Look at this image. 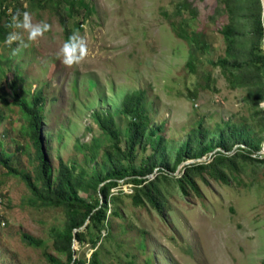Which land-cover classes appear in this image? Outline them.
Listing matches in <instances>:
<instances>
[{
	"label": "rangeland",
	"instance_id": "1",
	"mask_svg": "<svg viewBox=\"0 0 264 264\" xmlns=\"http://www.w3.org/2000/svg\"><path fill=\"white\" fill-rule=\"evenodd\" d=\"M47 1L39 0L38 5L4 0L11 11L9 21L17 11H28L34 23L51 26L15 57L0 42V154L10 158L8 166L28 173L41 186L36 149L27 118L13 102L12 81L20 96L26 91L28 101L41 92V138L52 175L62 160L71 170L77 195L87 201L99 197L103 203L97 183L112 167L109 159L118 157L93 115L112 113L119 145L125 149L128 120L119 109L126 93L142 90L144 113L151 125L161 127L159 134L136 143L132 164L139 169L156 149L162 152L157 148L159 136L167 163L174 166V153L194 134L214 140L225 123L243 127L252 147L259 142V155L252 156L242 143L238 145L243 150L234 155L231 150L229 160L213 159L211 152L177 164L172 172L156 167L145 175L156 180L155 202L130 177L118 179L110 189L106 226L92 236H100L96 248L102 264H264V117L259 106L249 102V95L257 98L253 86L237 82L231 88L221 68L212 63L225 54V25L240 32L241 50L250 46L246 17L253 1L187 0L195 17L186 9L177 12L182 0H84L89 11L76 5L71 12L62 3L59 11L71 35L78 31L89 48L87 59L73 68L56 58L66 39L56 8ZM182 19L203 41L192 70L186 66L188 43L171 27V21ZM5 22L6 16L0 15V23ZM261 48L264 52V38ZM195 162H202L199 169L187 168ZM186 172L189 181L183 177ZM0 197V264H52L48 255L65 260L50 235L52 228L66 224L63 207L41 204L24 180L1 162ZM22 232L43 244H26ZM87 239H73L75 258L88 261L92 249Z\"/></svg>",
	"mask_w": 264,
	"mask_h": 264
},
{
	"label": "trees",
	"instance_id": "2",
	"mask_svg": "<svg viewBox=\"0 0 264 264\" xmlns=\"http://www.w3.org/2000/svg\"><path fill=\"white\" fill-rule=\"evenodd\" d=\"M33 1H38V5L40 4L39 0H30V2ZM252 1V4L247 7L248 15L246 17L249 20L250 35L252 37L250 46L245 51L241 50L238 46L240 32L231 25H225L221 30L226 43L225 54L212 61V63L221 68V73L225 76L231 88H235L237 82L251 84L253 86L255 91H257V98L251 100L252 95H249V102L254 106H259L260 109L258 112L264 117V109L260 107L262 102H264V52L261 48V42L264 38V13L261 1ZM47 2H51L52 6L56 8L54 12L58 15V20L63 28L66 40L71 35V31L66 25L64 16L59 11L62 3L66 4L63 7H68L70 12L76 5L85 6L88 11L90 10L89 5L84 0H48ZM7 8L8 5H5L4 0H1L0 15L6 16V22L3 24L0 23V42L5 41V37L10 31V29L5 27L9 22L8 18L11 12L8 13ZM176 8L177 12H180L181 9H186L192 17L196 15L195 9L187 0L178 1ZM185 23V19H182L179 23L171 21V27L177 37L188 43L189 58L186 61V66L192 70L194 65L193 59L201 49L203 41L198 39L197 33L193 29H187L184 26ZM248 64L252 65L253 69H249L250 65ZM258 83L260 84L258 85ZM10 89L13 92V102L19 107V110L26 116L28 121V133L33 141L38 158V181L41 186L38 187L28 173L9 167L8 161L10 158L8 156L0 154V162L8 167L10 173L24 180L36 200H39L41 204L63 207L65 210L66 224L61 229L52 228L50 230V235L53 239L52 245L59 254L65 255V260L61 261L55 256L48 255L47 259L52 264H102L98 258L96 248L100 236L93 237L92 234L95 230L100 231V229H104L106 226V210L110 189L117 185L118 179L130 177V180L135 186L140 185L145 190V194L149 197V200L155 202L156 198L154 194L157 191L155 187L156 180H150L145 175L153 173L156 167H158L156 171L166 170L167 172H172L177 164L188 159L195 161L211 152H213V159L219 158L221 161L229 160L231 150L234 151L232 154L243 150L238 145L242 143L247 147L244 150L258 151L260 149L259 142L252 147V141L244 136L245 129L243 127L225 123L218 133L217 138L214 140H207L201 133L189 137L179 150L174 153V166H170L167 163V157L163 154V138L158 135L157 148H162V152L159 154L158 149H156V152L147 161L146 167L139 169L132 164L133 151L136 143H139L142 139L147 140L159 134L161 127L151 125L147 115L144 113L143 91L136 90L129 92L123 96L121 108L119 109V112L128 120L125 149H122L119 145L120 132L112 113L108 111L96 112L93 115L98 128L111 141V151L113 150L118 157L114 156L113 159H109L112 167L99 177L97 183L98 194L102 195L103 203H100L99 197L87 201L77 195L71 170L62 160L59 161L57 174L54 177L52 175L50 160L44 151L41 138V109L43 103L41 92H35L33 98L28 101L24 96L27 94L25 90L22 89L21 91L23 96H20L18 93L15 81L11 82ZM151 147H155V144L153 145L152 143ZM218 147H221L223 150H217L216 148ZM107 156H110L109 152ZM201 163H189L187 168L193 167L199 169ZM187 176L188 174L186 172L183 177L189 181L190 179ZM181 188L183 190V187ZM86 220L88 222L83 226ZM87 236V242L91 245L92 249L88 261L79 257L75 258L72 246L73 239L81 243L86 240ZM21 238L28 245L40 246L43 244L42 239L26 232H22ZM145 264H150V262L147 261Z\"/></svg>",
	"mask_w": 264,
	"mask_h": 264
},
{
	"label": "clouds",
	"instance_id": "3",
	"mask_svg": "<svg viewBox=\"0 0 264 264\" xmlns=\"http://www.w3.org/2000/svg\"><path fill=\"white\" fill-rule=\"evenodd\" d=\"M5 27L10 29V31L7 33L4 42L11 48V55L15 57L43 38L50 31L51 26L43 21L34 23L32 14L28 11L23 13L17 11L11 16ZM14 44L16 47L13 48L12 45ZM88 55L89 48L86 38L81 36L78 31H74L60 47L56 53V58L66 68H73L81 65ZM261 152L264 153V148L261 149Z\"/></svg>",
	"mask_w": 264,
	"mask_h": 264
},
{
	"label": "built area",
	"instance_id": "4",
	"mask_svg": "<svg viewBox=\"0 0 264 264\" xmlns=\"http://www.w3.org/2000/svg\"><path fill=\"white\" fill-rule=\"evenodd\" d=\"M6 5V4H5ZM7 12H9V7L7 8ZM258 154V151H253V154H252V156H256V155H254V154ZM3 209H2V199H1V197H0V220H1V218H2V213H3V211H2Z\"/></svg>",
	"mask_w": 264,
	"mask_h": 264
},
{
	"label": "water",
	"instance_id": "5",
	"mask_svg": "<svg viewBox=\"0 0 264 264\" xmlns=\"http://www.w3.org/2000/svg\"><path fill=\"white\" fill-rule=\"evenodd\" d=\"M261 1V5H262V9H263V13H264V0H260ZM88 220H86L83 224V226H85L87 224ZM82 226V227H83ZM75 231V230H74Z\"/></svg>",
	"mask_w": 264,
	"mask_h": 264
}]
</instances>
